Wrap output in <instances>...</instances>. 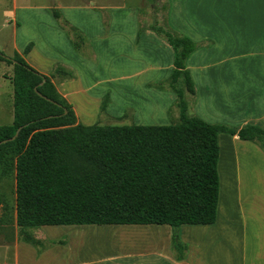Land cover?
I'll use <instances>...</instances> for the list:
<instances>
[{
  "label": "crops",
  "instance_id": "obj_1",
  "mask_svg": "<svg viewBox=\"0 0 264 264\" xmlns=\"http://www.w3.org/2000/svg\"><path fill=\"white\" fill-rule=\"evenodd\" d=\"M169 4L170 24L199 43L187 61L197 90L195 114L209 123L234 127L253 124L264 129V0H169ZM53 7L86 34L95 58L76 52L54 18ZM12 8L16 22L13 53L23 54L32 42L31 51L24 56L32 67L51 75L55 65L62 63L75 72L73 79L53 81L73 105L79 122L115 124L130 107L133 115L123 123L172 122L170 115L174 114L177 95L156 88L154 83L170 76L175 53L157 33L141 27L138 6L98 9L93 3H60L44 9L26 5L19 9L18 0H12ZM103 9H108L110 16L107 27ZM16 10L24 18L38 20L37 25L27 28L28 22L19 24ZM2 63L3 68H11ZM107 93L110 100L101 112ZM3 119L6 120L1 122ZM13 121L14 87L9 91L0 86V125ZM219 143L217 220L214 224L180 226V238L188 246L183 259L175 256L173 230L168 224H74L41 226L38 237L65 241L42 252L19 238L0 245V264H21L25 255V264H65L66 252L78 258L80 252L83 256H96L109 250L96 261L141 257L157 264H264V151L255 143L228 133L219 134ZM239 149L243 152L238 156L239 171L237 176L235 172L232 176L228 173L233 189L226 193L228 201L222 205V164L228 169V156ZM255 154L261 162L257 171L259 184L249 190L244 168H249L246 162ZM255 170L252 169L254 175ZM95 232L128 234L96 240Z\"/></svg>",
  "mask_w": 264,
  "mask_h": 264
},
{
  "label": "trees",
  "instance_id": "obj_2",
  "mask_svg": "<svg viewBox=\"0 0 264 264\" xmlns=\"http://www.w3.org/2000/svg\"><path fill=\"white\" fill-rule=\"evenodd\" d=\"M51 11L76 52L95 58L86 34L58 8ZM147 28L175 53L170 76L154 83L177 95L173 107L179 110V121L170 124H83L53 81L75 78L71 68L57 63L51 75L41 73L24 57L32 42L23 54L7 56L0 50V60L14 67V121L0 125V141L21 128L15 139L0 144V164L7 167L5 173L16 170L18 238L39 252L65 243L38 237L36 230L43 225L168 224L175 256L183 259L188 246L180 238V226L217 220L219 134L236 135L264 151L263 128L209 123L190 113L197 90L187 61L199 43L174 28L169 17L165 26ZM109 100L107 93L101 112ZM129 110L133 114V107ZM71 155L101 169L81 174Z\"/></svg>",
  "mask_w": 264,
  "mask_h": 264
},
{
  "label": "rangeland",
  "instance_id": "obj_3",
  "mask_svg": "<svg viewBox=\"0 0 264 264\" xmlns=\"http://www.w3.org/2000/svg\"><path fill=\"white\" fill-rule=\"evenodd\" d=\"M92 1V2H91ZM95 2V3H94ZM91 4L95 5L98 9L102 8L103 6H120V5H127V6H138L139 8V15H140V22L143 27H150L153 24L165 26L168 18V12H169V0H18L19 9L20 6H34L37 9H44L46 6H54L58 4ZM103 16L105 19V22H108L109 24V12L108 9H103ZM13 8H12V0H0V50L3 51L7 56H13V48H14V37L13 32L15 28V16L12 14ZM16 17L18 19L19 24H27V28L30 25L32 27H35L38 23L37 21H34L32 18H24L23 15L19 14V11L16 10ZM31 17V16H30ZM15 22V23H14ZM1 61V60H0ZM5 62V61H2ZM0 63V86H4L6 89H13V84L11 80V77L14 73V67L12 64H8L5 62V66H10V69L3 68L4 63ZM165 80V79H164ZM162 81V80H161ZM3 84V85H2ZM179 84H182V81L179 82ZM166 90V89H161ZM171 91V90H170ZM186 98L188 100H192L193 98L190 96V94L186 93ZM193 102V101H192ZM174 114H171L172 122L179 121V110L178 108H173ZM172 110V108H171ZM172 112V113H173ZM176 112V114H175ZM190 113H195L193 108H190ZM133 115L131 114V111L129 108L126 111V116L124 118H121L122 120L113 122L115 124H123V122L129 121V117ZM125 119V120H124ZM3 119L1 122H4ZM103 121L109 122L110 119H104ZM170 121V122H171ZM12 122V120L10 121ZM171 122V123H172ZM236 154L228 156L227 162H228V169L225 168V166L222 164V175H223V181L222 184L224 189H227L228 191H231L233 189V182L232 180L227 177L228 173L232 176L233 172H235V176L238 174V156H242L243 152L242 150H235ZM254 158L250 157L249 160H247V165H249V168L245 166L244 174L246 175L245 179V186L249 188V190H254L259 184L258 180V172L261 169V162L259 160V157H257V154L253 156ZM71 159L73 160L75 166L78 168V172L81 174H94L101 168L92 164L87 163L84 160L77 158L75 156L71 155ZM233 163L236 164L234 167ZM7 168L5 165L0 164V245H4L8 241L14 240L15 242L18 241V225H17V211H16V170L14 167H11L7 173H5ZM255 168V175L252 173V169ZM225 177V178H224ZM226 177L228 179H226ZM225 180V181H224ZM229 180V181H228ZM228 181V182H226ZM228 193V192H227ZM225 194V192H224ZM223 194V196H224ZM224 199L222 198V205L228 201L227 195L224 196ZM40 228L36 230V234L40 235L41 232ZM66 233V232H65ZM63 234L67 235V234ZM122 232H115L113 234H110V232H95L96 240L98 238H107L111 236H118L121 238L124 233ZM98 234H100L98 236ZM72 252L73 250L70 249ZM110 251V250H109ZM107 251V252H109ZM129 251V250H128ZM135 251V250H134ZM107 252L102 251L99 252V255L92 256V255H86L83 256L81 252L78 254V258H74L73 254L69 253H63V256L65 257L64 263L65 264H157L156 261H143L141 257H133L129 259L124 260H118V261H106L104 263H101L96 261L97 259L101 258L104 254ZM113 252V251H111ZM95 253V252H94ZM28 256L25 255L23 257V260H21V264H25V261L27 260Z\"/></svg>",
  "mask_w": 264,
  "mask_h": 264
},
{
  "label": "bare ground",
  "instance_id": "obj_4",
  "mask_svg": "<svg viewBox=\"0 0 264 264\" xmlns=\"http://www.w3.org/2000/svg\"><path fill=\"white\" fill-rule=\"evenodd\" d=\"M228 175V174H227ZM225 178V177H224ZM226 179H228L227 177H226ZM225 181V180H224ZM229 181V180H228ZM228 181H226V182H228ZM232 182V181H231ZM222 184H224V183H222ZM222 189H223V194H224V192H225V194H224V196H226V193L227 192H229L228 190V187H227V189H224L223 188V185H222ZM224 196H222V198H223V200L225 199L224 198ZM102 233V232H101ZM126 234H128L127 232L126 233H124L123 235H126ZM131 234V233H130ZM100 234H98V236H99ZM135 237H137V236H135ZM135 237H133V238H135ZM123 238V237H122ZM127 238V237H126ZM133 238H131V236H130V239H133ZM140 238V237H139ZM125 239V238H124ZM147 241H149V240H147Z\"/></svg>",
  "mask_w": 264,
  "mask_h": 264
},
{
  "label": "water",
  "instance_id": "obj_5",
  "mask_svg": "<svg viewBox=\"0 0 264 264\" xmlns=\"http://www.w3.org/2000/svg\"><path fill=\"white\" fill-rule=\"evenodd\" d=\"M13 61H14V63L17 62L16 60H13ZM40 94H41V93H40ZM46 98H47V97H46ZM20 129H21V128H19V129L17 130L16 134H15L13 137H11V138H9V139H6V140H4V141H0V144L3 143V142H7L8 140H13V139H15L16 136L19 134Z\"/></svg>",
  "mask_w": 264,
  "mask_h": 264
}]
</instances>
